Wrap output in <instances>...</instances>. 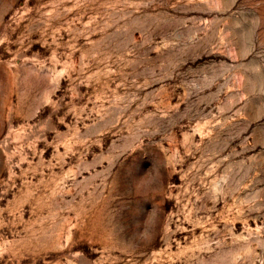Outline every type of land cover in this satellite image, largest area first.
<instances>
[{"label":"rangeland","instance_id":"rangeland-1","mask_svg":"<svg viewBox=\"0 0 264 264\" xmlns=\"http://www.w3.org/2000/svg\"><path fill=\"white\" fill-rule=\"evenodd\" d=\"M0 264H264V0H0Z\"/></svg>","mask_w":264,"mask_h":264}]
</instances>
